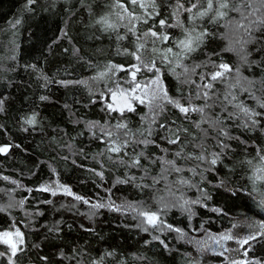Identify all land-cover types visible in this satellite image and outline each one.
Wrapping results in <instances>:
<instances>
[{"label":"trees","instance_id":"16d2710c","mask_svg":"<svg viewBox=\"0 0 264 264\" xmlns=\"http://www.w3.org/2000/svg\"><path fill=\"white\" fill-rule=\"evenodd\" d=\"M147 2L138 0L132 5L129 0H119L134 17H140L134 21L133 34L124 26L128 14L117 6L118 0H0V148H8L6 153L0 152V234L17 229L22 234L23 243L11 257L13 264H264V205L260 203L264 184L254 185L248 179L255 168L264 167L257 156V150L264 149V118L245 129L241 125L246 118L229 106L228 111L239 118L224 119L227 113L217 101V95L222 99L225 93L224 85H214L216 95L209 103L217 102L206 110L210 119L219 114L233 137L224 140L229 147L223 152L217 147L216 131L202 123L200 128L208 129L204 138L195 127L199 113L193 112L190 120H185L178 109L167 104L157 122L151 124V135L147 131L149 121L140 118L146 112L143 106L139 114L126 113L132 142L119 154L108 151L110 142H106L101 128L111 131L117 123L111 117L118 114L110 117L103 110L100 94L113 86L115 75L110 73L111 79L92 78L106 71L109 64L124 68L136 64L129 53L145 39L151 46L152 38L142 35L149 28L170 37L168 42L157 41L160 54L170 46L173 53H179L176 42L193 28L216 32V38L206 40L182 60L183 67H177L176 72L183 73L184 67L188 72L180 80L187 76L200 83V74L216 71L212 61L224 62L233 69L230 83L248 78L252 82L246 85L249 91L264 101V55L253 44L247 45L250 54L245 62L234 51L226 50L229 43L220 36L226 32L224 26L208 23L207 17L190 19L197 9L174 15L177 0H155V10L139 7V3ZM180 2L185 8L191 6L189 0ZM120 15L125 17L123 21ZM102 18L117 25L116 29L106 30L99 23ZM161 19L172 27L162 28ZM178 20L181 26H177ZM173 53H168L173 63L167 66L158 54L146 59L156 57L169 96L184 105L191 97L193 106L202 105L204 102L195 98V85L180 83L172 75ZM152 75L141 71L138 79L145 81ZM235 94L234 103L264 112L247 93L236 89ZM161 123L171 131L159 128ZM177 131L184 143L169 144L165 137ZM145 139L154 143H139ZM202 140L207 149L204 152L198 147ZM177 151H182V158L175 157ZM141 153L140 167L127 166ZM213 153H221L214 166L208 163ZM201 154L207 157L205 161L194 159ZM156 157L176 159L182 171L169 172L166 182L153 188L137 187L151 185L152 178L160 173V163H153ZM249 160L251 165L246 163ZM129 177L135 180L118 183ZM54 186L63 192L70 189L73 195H53ZM75 196L83 199L76 200ZM176 202L182 206L180 212L169 209ZM101 204L104 207L93 208ZM141 211L157 213V224L162 221L163 225H147L138 215ZM167 225L180 232L169 230ZM225 233L233 238L224 242L223 254L199 244ZM250 235L256 239L243 243ZM0 252H5L0 264H9L10 255L1 244Z\"/></svg>","mask_w":264,"mask_h":264},{"label":"snow or ice","instance_id":"6c2138e0","mask_svg":"<svg viewBox=\"0 0 264 264\" xmlns=\"http://www.w3.org/2000/svg\"><path fill=\"white\" fill-rule=\"evenodd\" d=\"M33 0H29V3H32ZM191 6L188 8L184 7V4L177 0L176 10L173 13L174 15L180 11H186L188 13H193V9H197V11L191 15L190 19L195 21L197 18L203 19L207 17V22L224 26L226 28V32L220 34L221 38H224L228 41L229 47L226 49L228 51H234L238 56H240L241 60L247 62L246 57L250 53L247 51V45L253 44L255 46V50L264 55V0H195L194 3L189 0ZM129 3L132 5H137L138 0H129ZM117 6L122 8L125 13L128 14V24L124 25L128 28V31L131 33H135V20H139L140 17H134L132 13L128 11V8L125 7L124 4L117 3ZM139 7L141 8H149L151 7L153 10L156 8L155 0H148L147 3H139ZM157 15L159 13H156ZM234 14V15H232ZM120 20L123 21L125 17L120 15ZM147 23V19L143 21ZM221 22H224L221 24ZM16 23H19L17 21ZM99 23H103L105 25V29H113L115 30L117 25L109 23L107 19L102 18ZM131 25V27H129ZM159 25L163 28L165 26L172 27V25H166V21L161 19L159 21ZM177 26H181L179 20L177 21ZM187 31V30H186ZM143 37L152 38L150 41L145 39L142 42L138 43L135 51L129 53L133 56L137 64L130 65L129 68L125 69L123 65H113L109 64L106 66V71L101 72L98 76L93 77V80H102L106 76H109L111 73L113 76L116 71H125L127 72L130 79H119L113 80L114 87L107 88L106 93H101V99L104 101V111L111 117L112 113H117L118 116L111 117L112 119H116L117 123L111 126V131H106L104 128H101V132L104 137H107L106 142H110V146L108 151L110 153L119 154L123 149H127L130 146V139L128 137L131 134V129L128 127L126 122L127 117L126 113H138V109L143 106L147 109V112L144 113L140 118L142 121H149V128L147 129L148 134H152L151 124H155L157 122V118L165 111V105H171L174 108L178 109V111L183 115L185 120H190V114L195 112L200 114V120L193 122L195 127L200 129L203 133V137L206 138L208 135V129H201L200 125L202 123L208 124V127L213 131L218 133L217 137V147L221 149L223 152L225 149L229 147L227 143L224 142L225 139H232L233 137L226 129V125L224 124V120L220 118V115L217 114L215 119L209 118V113L206 111L207 109L213 108L217 101L222 104V111L227 113V116L224 119H233L239 118L236 113L229 112V106L234 107L239 110L245 118V122L241 125L245 129H249L260 122V119L264 118V112H257L253 109L246 107L242 102L234 103L237 101V96L235 94V90L239 89L241 93H247L250 98L256 100L257 104L261 109H264V101L260 98L256 97L254 93L250 92L247 84L252 83L248 80V78H238L235 80V83L229 82V74L232 73L233 69L229 66V64L220 62L216 64L215 61L211 63L216 68V71L209 74H200V83H197L194 80H190L187 76H185L184 80H180V76L188 72L186 67L183 68V73H177V67H183L182 60L184 58L189 57L192 53L199 50L206 42V40H212L216 38V32H210L206 27L202 28L199 32L193 28L190 32H187L184 39L176 42L175 47L180 49L179 53H173V47L170 46L166 50H164L163 54L161 50L155 47L157 41L160 42H168L170 37L164 33H158L153 31L151 28L146 30L143 34ZM233 35L238 36V38L233 39ZM119 39H123L124 37L119 36ZM140 40V37H137ZM235 45H239V47H235ZM155 53L158 54L160 62L165 63L166 66L173 63V59L169 58L168 53H173V57L175 58V67L170 69L173 76L177 78L180 83H188L189 85H195V98L198 100H202L204 103L200 106H193L191 103V97L188 99L187 105L181 104L179 99L173 98L169 96L168 90L163 83V79L161 77V69L157 66L156 57L148 58L150 54ZM213 55H219V53H213ZM14 59V56L12 57ZM201 65H197L196 67H200ZM205 67L207 65H204ZM144 69L145 71L152 72L154 75L152 78L145 81L143 84L141 81L137 80V73ZM195 71V69H193ZM239 73V68L235 70ZM111 79V76H109ZM74 83L86 84V81H76ZM124 84H127L128 87H124ZM215 84H222L225 87V93L221 99L220 96L217 95V101H212L216 92L213 91ZM41 99H45V97H41ZM34 121H29V123H33ZM174 123V122H173ZM159 128L165 130L166 132L171 131L170 127L166 126L164 123L159 124ZM185 133L188 132V129H183ZM143 135V133H141ZM121 137H125V139H121ZM223 137L224 139H220ZM169 144L182 145L184 141L181 140L180 135L177 132H172L171 137H165ZM238 139V138H237ZM139 143L144 144L145 146L149 143H154V141H149L147 139L139 141ZM202 149V152L207 151L206 147L203 144V140L200 145H198ZM8 148H0V152H7ZM166 152V150H165ZM140 155H136L131 163L127 166L129 167H140ZM182 151L175 152L176 158H182ZM221 153H213L212 158L208 161L210 165H216L220 160ZM257 156L261 162H264V149L257 150ZM191 158V157H190ZM108 159H112L111 156ZM194 159L198 161H205L207 157L203 154L197 155ZM159 162L161 165V171L157 177H153V183L151 185H137V187H148L153 188L156 184L161 183V181L167 180V174L169 172L180 173L182 168L177 165L176 159H166L165 157H156L153 163ZM121 164H124L125 161L121 159ZM247 164L251 165L252 161H246ZM7 179V178H5ZM248 179L255 185L257 183L264 184V167L255 168L253 174L248 177ZM135 180V177H129L124 180H119L118 183H131ZM180 183L186 184L187 181L181 180ZM221 185H224V182L221 181ZM164 187L171 192L170 187L167 183H165ZM47 190V189H44ZM65 193L67 195H73L70 189L65 188ZM56 195V192L52 193ZM235 195V192L233 193ZM251 195V193H249ZM264 195V194H262ZM76 200H82L83 198L80 196H75ZM163 200V197H160ZM84 203H88L87 200L83 201ZM198 201H193L192 203H197ZM22 203V202H21ZM261 205H264V199L260 201ZM104 207V205H93V208ZM129 208L132 211H136V209L129 205ZM214 211H219V209H215ZM138 215L142 216L145 220V223L153 228L158 226H162L163 222H160V225L157 224L159 220V216L157 213H148V212H139ZM235 227V225H234ZM264 227V225H262ZM169 230H174L176 232H180V229H173L171 225H167ZM148 231V228L144 229ZM11 234L8 232L3 233L4 237H9ZM15 235L17 237H21L20 243H23L22 234L19 230H16ZM233 237L230 234H221L220 239H232ZM154 239H158V237H154ZM256 239V236L250 235L247 239L243 241V243H248V240ZM5 244L9 245L11 255L9 256V264H13L11 257L15 256L18 250V245L15 243H10L9 240L5 239L2 241ZM192 243L193 241H188ZM219 243V240L215 241ZM161 243H164L161 241ZM166 247V245H165ZM222 254V253H221ZM5 252H0V256H4Z\"/></svg>","mask_w":264,"mask_h":264},{"label":"rangeland","instance_id":"374dc122","mask_svg":"<svg viewBox=\"0 0 264 264\" xmlns=\"http://www.w3.org/2000/svg\"><path fill=\"white\" fill-rule=\"evenodd\" d=\"M137 64V63H136ZM127 68H129V67H127ZM127 68H125V69H127ZM141 71L142 72H147V73H149L148 71H145L144 69H141ZM140 71V72H141ZM124 72L125 71H116L115 73V79L114 80H119V79H121V78H123V79H125V80H127V79H130V77L128 76V74H127V72L125 73V75H126V77H123L124 75ZM154 75V74H153ZM153 75L151 76V77H149L148 79H150V78H152L153 77ZM117 76V77H116ZM138 76H139V72L137 73V80H139V81H141V79L139 78L138 79ZM148 79H145V81H147ZM145 81H141V83L143 84ZM112 87H114V84H113V86ZM111 87V88H112ZM124 87H128V85L127 84H124ZM145 110H146V112H147V109L145 108ZM53 192H56V194H65V195H67L65 192H63V191H61L57 186H54V188L51 190V194L53 193ZM182 208V206H181V204H179V202H176V203H174V206H171V207H169V209L170 210H173V209H176V210H180ZM165 210V209H164ZM180 212V211H179ZM143 218V217H142ZM144 219V218H143ZM145 221V220H144ZM8 233H10L11 235L9 236V237H4L3 236V234H0V244L1 245H3V246H5L6 248H7V250H8V253H9V255H11V252H10V248H9V245L8 244H5V243H3L2 241L3 240H5V239H7V240H9V242L10 243H15V244H17L18 245V247H19V245H20V239H21V237H17L16 235H15V233H16V231L15 230H13V231H11V232H8ZM216 240H219V243H216L215 241ZM226 240H224V239H218V238H206L205 240H203V242H201V243H199L200 244V246L201 247H203V248H205V249H207V250H209L210 252H212V253H219V254H223L224 253V242H225ZM211 248V249H210Z\"/></svg>","mask_w":264,"mask_h":264}]
</instances>
